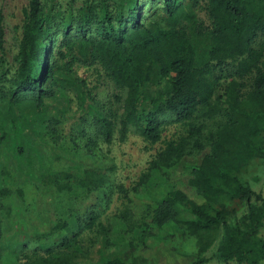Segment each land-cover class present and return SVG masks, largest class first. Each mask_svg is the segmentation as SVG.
I'll return each mask as SVG.
<instances>
[{
  "label": "trees",
  "instance_id": "trees-1",
  "mask_svg": "<svg viewBox=\"0 0 264 264\" xmlns=\"http://www.w3.org/2000/svg\"><path fill=\"white\" fill-rule=\"evenodd\" d=\"M156 1L160 5L153 7ZM22 13L12 89L0 106V126L15 120L22 98L40 112L44 99L63 90L79 104L90 101L94 132L78 129L73 167L39 179L46 191H81L72 207L75 229L47 201L49 219L34 225L35 245H23L20 264H172L180 259L202 264L214 243L219 260L264 264V199L239 179L245 163L264 159V47L255 45L264 37V0H97L95 5L83 0L66 17L55 14L54 0L46 5L27 0ZM2 44L0 13V49ZM79 68L90 69L96 83L90 86ZM95 85L112 87L110 103L96 100ZM172 122L185 124L184 134L155 152L130 187L114 186L124 201L117 214L124 228L114 238L125 248L108 259L83 262L79 236L84 230L112 245L110 228L98 218L114 167L93 159L97 141L111 143L114 131L123 141L133 130L154 143ZM57 124L45 120L51 130ZM4 138L0 130V144ZM16 151L22 155L21 143ZM151 172L170 186L159 200L147 192ZM7 194L0 189V195ZM176 206L192 218L180 219ZM168 223L182 232L166 234L154 247L143 242ZM53 235L60 237L44 242ZM183 236L193 239L194 250L181 247Z\"/></svg>",
  "mask_w": 264,
  "mask_h": 264
},
{
  "label": "rangeland",
  "instance_id": "rangeland-1",
  "mask_svg": "<svg viewBox=\"0 0 264 264\" xmlns=\"http://www.w3.org/2000/svg\"><path fill=\"white\" fill-rule=\"evenodd\" d=\"M82 1L54 0L55 14L63 17L74 14ZM89 1L95 5L97 0ZM141 1L146 2V0ZM158 2L156 1L153 7H158L160 5ZM26 3L27 0H0L3 28V44L0 49V91L5 93V96H0V106L4 105L7 93L12 89L11 79L16 68L14 57L18 49L23 21L22 11ZM42 3L46 5L48 0H42ZM59 35L57 32L55 37L58 38ZM259 42H263L264 47V37L257 38L255 45ZM77 73L84 77L90 86L96 83L97 78L90 69L79 68ZM147 89L151 91L152 87ZM111 91L112 87L109 85H95L93 96L96 100L108 104ZM89 103L90 101L86 99L83 104H79L67 91L57 90L53 98L43 100L41 111L36 112L32 101L22 98L17 103L15 120L11 123L6 120L1 124L0 130L5 133V138L0 144V189L9 190V194L0 195L2 264H20V253L26 252V249H23L24 246L35 245V241L31 238L34 225L49 219L48 211L45 210L47 201L51 202L57 216L67 222L70 230L75 229L72 207L76 202L74 199L81 197V191L78 188H73L72 193L46 191L39 179L41 174L73 167L78 161L72 139L79 128L85 129L88 134L94 132V127L89 123L90 113L87 107ZM48 118L58 120L54 130L46 127L45 120ZM185 129L186 126L183 123L166 124L160 132L159 139L154 143L142 140L133 130L127 133L123 141L117 140L115 131L111 143L97 141L93 150V159L112 164L114 167L108 178L110 187L108 199L99 203L98 218L101 223L110 228L112 245H105L104 238L94 231L84 230L79 236V244L85 250L83 262L108 259L125 248V242L114 238V235L124 228L117 218L118 212L124 207V201L114 190V186L130 187L155 152L160 150L167 141L183 135ZM20 143L23 146L22 155L16 151V146ZM239 179L264 199V159L245 163L239 172ZM146 187L149 197L153 200L161 199L170 190L167 181L156 172H151ZM43 193L49 195L40 196ZM134 203L138 204L139 200L134 199ZM176 210L180 219L192 218V215L180 206H176ZM180 232L182 228L178 224L168 223L161 227L157 235L145 237L142 240L146 245L154 247L166 234ZM139 234L138 230L134 232L135 237ZM60 236L53 235L44 242L51 243ZM179 243L186 251L194 250L193 239L188 236L179 239ZM215 246L216 243L204 252L205 261L202 264H237L234 260L222 261L216 258ZM171 263L189 264V261L180 259L173 260Z\"/></svg>",
  "mask_w": 264,
  "mask_h": 264
}]
</instances>
